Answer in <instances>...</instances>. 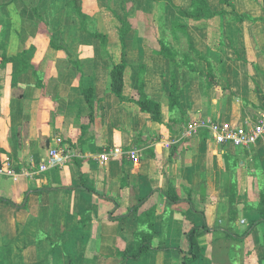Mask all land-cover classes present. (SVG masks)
<instances>
[{
	"label": "crops",
	"instance_id": "1",
	"mask_svg": "<svg viewBox=\"0 0 264 264\" xmlns=\"http://www.w3.org/2000/svg\"><path fill=\"white\" fill-rule=\"evenodd\" d=\"M174 2L187 9L190 0ZM206 2L217 15L195 21L165 0H0V168L17 174L0 173V264H181L193 226L207 231L191 264H264V221L251 226L260 220L264 137L236 150L181 137L184 119L234 122L264 107V0ZM75 6L105 45L81 27ZM160 42L177 64L159 54ZM122 57L123 96L142 84L160 122L111 91ZM172 78L180 98L170 109ZM59 146L70 157L40 171ZM114 147L136 149L139 161L100 162ZM149 226L159 249L123 258Z\"/></svg>",
	"mask_w": 264,
	"mask_h": 264
},
{
	"label": "trees",
	"instance_id": "2",
	"mask_svg": "<svg viewBox=\"0 0 264 264\" xmlns=\"http://www.w3.org/2000/svg\"><path fill=\"white\" fill-rule=\"evenodd\" d=\"M158 1V0H155ZM169 2L177 11V13L181 16L187 17L189 19L198 21L201 19H207L211 18L215 15H217L216 12L212 11L209 4L206 2V0H190L189 7L187 9H184L180 5L176 4L173 0H165ZM76 7V14L81 22V27L87 31L89 35L92 37L98 38L103 42V45L106 44V36L103 34L98 33L97 31H94L93 29L87 28V22L89 16L87 14H84L79 6ZM34 13L37 15L39 20V27L44 28V22L41 19V17L38 15L36 9H34ZM233 14V19L235 20H243L245 17L243 15H238L235 12H231ZM122 26L120 27V41L123 45L124 41V35L126 31L129 29L127 26V23L125 20H121ZM173 28H179L184 31V26L182 24H179L177 22L172 23ZM0 48L4 50V44H0ZM190 52L193 56L196 58H204L203 55L198 53L196 50H194L191 46H189ZM159 54L164 55L168 57L173 64H177L175 60V53L173 49L170 47V45L164 46V43L160 42V50ZM26 56V52L22 51L15 60L19 61L24 59ZM3 60H5V55L3 54ZM21 62V61H19ZM192 67V66H191ZM127 68V64L122 57V60L118 64H113L110 70V77H111V91L119 98L120 101H131L134 102L138 108L139 111L142 113H146L149 118L153 121L160 122L161 121V110H160V104L159 102L149 98V96L146 95V93L143 91L142 84L139 86L137 93L135 95L130 96V98H125L123 96V87H124V74ZM193 68V67H192ZM83 96L88 99L89 93L92 91L91 89H82ZM91 94V93H90ZM179 98H180V92L176 90L175 88V82L174 78L171 79V90L169 94V107L172 109L174 106L179 105ZM187 120H182V123H185ZM205 132H202L204 135ZM62 143V139H61ZM259 202L256 205L257 210L260 214V220L257 222H254L251 224V226L255 225V223H258L260 221H264V190L259 191ZM141 203V202H140ZM202 227V226H201ZM197 227L193 226L189 229L184 230L183 238L181 241L180 246L178 247V251L181 254V264H191L194 262L199 254H200V246L198 244V237H200L203 232L207 231V228L204 227ZM149 233L142 234L139 236V239L136 244V248L132 251L126 250L124 252H121L120 255L123 256L125 259H135L138 260L141 257H143L146 253L152 250H156L159 248L153 249L151 246V240L153 237V230L149 226ZM259 264H261L259 262Z\"/></svg>",
	"mask_w": 264,
	"mask_h": 264
},
{
	"label": "built area",
	"instance_id": "3",
	"mask_svg": "<svg viewBox=\"0 0 264 264\" xmlns=\"http://www.w3.org/2000/svg\"><path fill=\"white\" fill-rule=\"evenodd\" d=\"M202 132H205L204 135ZM181 137H200L213 141L219 146L232 145L234 147H248L256 144L264 137V107L258 110L253 116H244L238 121H219L194 117L181 125ZM125 155L133 162L139 161V153L131 148L123 151L120 147L110 148L98 155L100 162L106 163L111 159H117ZM70 155L66 149L60 146L50 149L46 162L39 165L40 171H45L50 167L61 165ZM28 173V171H26ZM0 173L16 177L17 174L11 168H0Z\"/></svg>",
	"mask_w": 264,
	"mask_h": 264
},
{
	"label": "rangeland",
	"instance_id": "4",
	"mask_svg": "<svg viewBox=\"0 0 264 264\" xmlns=\"http://www.w3.org/2000/svg\"><path fill=\"white\" fill-rule=\"evenodd\" d=\"M173 1H175V0H173ZM89 22H90V20L88 19V22L86 23L87 24V28L88 29H93V26H92V24L90 23L89 24ZM182 38L180 39V41L182 42V43H184L183 42V36H181ZM180 46H181V48H182V50L184 49L185 50V52H186V48L188 49V54H189V56H193L192 55V53L190 52V49L187 47V45H181L180 44ZM260 108H262V107H260ZM263 109V108H262ZM257 111H255V109H252V108H250L249 110H247L246 112H245V115L244 116H246V115H249V116H251L252 114H255ZM253 116V115H252ZM243 117V116H242ZM242 117H240V118H242ZM239 119V118H238ZM224 148H226V150H233V149H238V148H241V147H234V146H232V145H226V146H224Z\"/></svg>",
	"mask_w": 264,
	"mask_h": 264
},
{
	"label": "clouds",
	"instance_id": "5",
	"mask_svg": "<svg viewBox=\"0 0 264 264\" xmlns=\"http://www.w3.org/2000/svg\"><path fill=\"white\" fill-rule=\"evenodd\" d=\"M18 19V17L14 14L13 15V20L16 21Z\"/></svg>",
	"mask_w": 264,
	"mask_h": 264
}]
</instances>
